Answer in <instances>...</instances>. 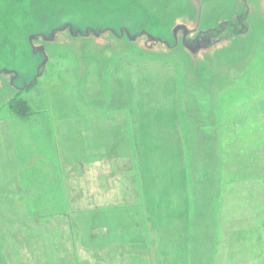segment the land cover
<instances>
[{
	"label": "rangeland",
	"instance_id": "374dc122",
	"mask_svg": "<svg viewBox=\"0 0 264 264\" xmlns=\"http://www.w3.org/2000/svg\"><path fill=\"white\" fill-rule=\"evenodd\" d=\"M0 264H264V0H0Z\"/></svg>",
	"mask_w": 264,
	"mask_h": 264
},
{
	"label": "trees",
	"instance_id": "16d2710c",
	"mask_svg": "<svg viewBox=\"0 0 264 264\" xmlns=\"http://www.w3.org/2000/svg\"><path fill=\"white\" fill-rule=\"evenodd\" d=\"M20 101L21 100H19L17 97L13 98L10 101L9 106L11 108V111L16 115H20L24 117L30 116V114H32V109L30 108L29 105H27L26 102L22 101V103H20Z\"/></svg>",
	"mask_w": 264,
	"mask_h": 264
},
{
	"label": "flooded vegetation",
	"instance_id": "af4514ba",
	"mask_svg": "<svg viewBox=\"0 0 264 264\" xmlns=\"http://www.w3.org/2000/svg\"><path fill=\"white\" fill-rule=\"evenodd\" d=\"M90 30H94V29H90ZM87 33H88V32H87ZM212 40H213V38H211V36H208V37L206 36V38L203 37L202 39H199L198 42H199V41H201V42H202V41H205V44H208V43L211 44ZM202 45H204V44H202ZM202 45H200V43H196V46H197L196 49L201 48ZM190 49L195 50V48H193V47H191Z\"/></svg>",
	"mask_w": 264,
	"mask_h": 264
}]
</instances>
